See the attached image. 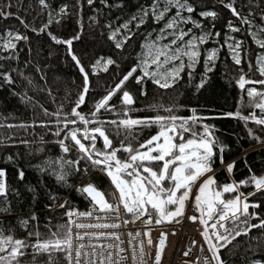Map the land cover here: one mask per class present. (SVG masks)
I'll return each instance as SVG.
<instances>
[{"label": "snow or ice", "instance_id": "obj_1", "mask_svg": "<svg viewBox=\"0 0 264 264\" xmlns=\"http://www.w3.org/2000/svg\"><path fill=\"white\" fill-rule=\"evenodd\" d=\"M96 2L86 0L90 7H95ZM198 2L203 5L199 10ZM38 3L42 9L50 7L48 0H38ZM99 3L109 10L126 7L124 0H99ZM79 4L80 0H77ZM11 7L9 0L7 8ZM220 9H226L234 18L228 19L224 25L223 43L219 39L221 31L216 30V23L221 19ZM13 15L10 10L0 8V19L7 20ZM67 15L68 6L62 5L58 12L50 11L46 22L32 31L47 33L55 44L66 45L67 55L78 68L83 84L70 113L64 112L63 104L54 113L45 108L44 115L53 116L55 120L41 121L39 126L49 127L54 123L56 130L52 135L59 138L56 143L62 153L75 150L79 155L75 160L66 159L63 155L57 159L49 158L37 167L42 173L54 175L56 181L63 184H67L70 174L87 173L91 169L109 179L111 191L105 192L91 181L76 186L75 191L90 205L89 210L83 212L70 207L68 201L58 202V197L50 192L49 199L53 203L46 207L65 209V222L55 229L49 225L45 235L38 229L28 230L30 223L38 219L33 213L19 221L27 231L24 238L17 237L11 227L0 226V264H41V257H46L44 264H60L61 257L64 264H149V261L162 264L167 240L165 232L160 233L153 257L150 230L127 232V247L124 246L123 234L117 230L136 221L146 226L161 225L179 223L184 217L202 226L199 234L206 248L201 246L200 250L205 254L196 258L199 264H225L221 250L228 249L238 237L248 236L254 229L264 230V215L259 211L261 204L250 199L264 194V175L251 173L240 181L218 183L215 179L217 158L228 173L233 172L236 162L225 164L223 153L228 146L216 136L213 125L204 123L209 118L197 115L195 109L191 110L192 115H178L175 104L149 105L148 109L154 115L134 116L133 113L140 109L135 107L136 98L127 90V85L134 80L140 86L141 96L147 94L144 88L146 81L168 90L183 79L182 74H187L191 81L197 65L203 61L205 71L195 85L199 90L208 82L207 73L214 70L221 50L226 48L230 59L239 68L236 84L249 98L248 106L259 110V115L256 111L243 115L239 110L225 115L243 120L245 124L251 121L264 126V90L246 87L264 86V79L254 80L249 76L254 67L259 76L264 77V0H259V3L247 0L243 4L240 0H215L211 8L206 0H151V3H139L138 0V7L122 23L112 20L104 25L108 29L107 39L122 51L141 28L149 22L153 27L144 36L136 63L115 78L116 82L105 89V94L94 103L88 115L78 109L87 102L91 75L99 71L108 72L112 66L118 65L112 57L101 56L86 66L73 50V42L81 38L82 32L62 39L49 30L52 24H61ZM257 16L260 23H257ZM15 18L25 28L30 27L23 18ZM91 19L99 23L97 18ZM77 23L79 25V21ZM236 33H246L260 49L255 54V65L248 60L249 50L244 46L245 41L234 35ZM21 40L26 41L28 37L13 30L0 33V51H11L13 55L8 58L14 59L16 42ZM210 42L218 46L204 47ZM245 60H248V72L242 67ZM0 80L9 85L15 83L8 72H0ZM118 95L119 110L112 103ZM104 112L117 118L101 119ZM108 125L116 130L117 136L123 137L118 145L109 134ZM3 126L27 129L33 125H0ZM153 127L157 128L155 134L139 139L144 129ZM249 135L264 144V140L251 129ZM99 140L103 142L102 148L97 147ZM3 143L4 140H0V145ZM21 143L26 145L28 141L22 140ZM120 153L126 156L121 158ZM7 159L11 161L12 157ZM81 161L86 164L83 169L80 168ZM17 178L24 181L22 169H18ZM242 186H251L254 190L244 193L240 191ZM27 191L32 193L33 199L36 198L35 187L29 186ZM10 193L16 198L21 196L18 190L9 187L7 171L0 167V215L12 211L8 207ZM189 203L194 205L198 215H187ZM141 237H146V241ZM192 244L196 246L198 242L194 240ZM191 252L189 248L183 255L190 257ZM27 257L31 258L30 261L26 260ZM185 264H196V261L189 259ZM250 264L262 262L253 259Z\"/></svg>", "mask_w": 264, "mask_h": 264}, {"label": "trees", "instance_id": "obj_2", "mask_svg": "<svg viewBox=\"0 0 264 264\" xmlns=\"http://www.w3.org/2000/svg\"><path fill=\"white\" fill-rule=\"evenodd\" d=\"M8 2L9 0H0V8L5 11L10 10L14 15L7 20L0 19V33L7 30L18 31L27 36L28 40L16 42L17 49L14 59L8 58L13 55L11 51H0V57H4L0 59V72H8L15 81L14 84L9 85L0 80V125L27 124L33 126L27 129L0 127V140H4V143L0 145V167H4L7 171L9 187L21 193L19 198L12 193L9 194L8 199L11 203L8 207H11L12 211L0 215V226L11 227L17 237L24 238L27 231L19 221L33 213L38 219L30 223L28 230L38 229L45 235H47L49 225L55 229L57 225L65 222V209L46 207L53 203L49 199L50 192L58 197V202L68 201L70 207L83 211L89 202L75 191L76 186L91 181L105 192L110 191L103 174L95 173L91 169L87 173L81 171L70 174L67 177V184L59 183L54 175L38 170L37 166H42L43 162L49 158L57 159L63 155L66 159L75 160L79 155L75 150L68 154L62 153L56 143L59 138L52 135V132L56 130L54 123L49 127H40L39 124L41 121L47 123L55 120L53 116L44 115L43 109L45 108L50 113H54L63 104L64 112H71L83 84V78L75 63L67 55L66 45H57L47 33L34 32L32 29L41 27L48 19L50 11L58 12L62 5H67L69 15L63 18L61 24H52L49 30L62 39H69L78 31L82 32L81 38L73 42V50L86 66H90L95 59L101 56L112 57L117 61L118 66H112L108 72L99 71L91 75V90L86 97L87 102L78 109L82 114L88 115L94 103L105 94V89L116 82L115 78L126 73L136 63L137 53L142 51L140 45L144 36L153 25L149 22L146 27L141 28L121 51L117 50L113 42L107 39L108 29L104 25L112 20H116L117 24L122 23L123 19H126L138 7V0H124L126 7L111 10L100 5L99 0L95 7L87 5L86 0H80L79 6L77 0H48L50 7L47 9H42L38 0H11V9L7 8ZM246 2L247 0H240L242 4ZM139 3H151V0H139ZM206 3L211 8L215 0H206ZM256 3H259V0H256ZM202 6L198 2V10ZM97 9L100 10L99 13ZM219 11L221 19L216 23V30L221 31L219 39L223 43L224 25L228 19L234 18L226 9ZM244 11L246 12L247 9L245 8ZM16 16L23 18L30 27L25 28L21 25L15 18ZM93 17L99 20L98 24L91 19ZM117 17L121 19L117 20ZM257 23H260L258 16ZM80 25L83 27L81 28ZM237 25H239L238 21ZM234 35L245 41L244 46L249 50L248 60L255 65V54L260 49L246 33ZM216 46L218 45L210 42L204 47ZM248 60H245L242 65L245 72H248ZM204 71L203 61H201L191 81L187 74H182L183 79L168 90L160 89L151 81H146L144 88L147 94L145 96L140 95V86L134 80L130 81L127 90L134 94L135 107L140 109L133 115H154L155 113L148 109L149 105L154 104L165 106L175 104L177 114L183 116L192 115L191 110L195 109L197 115L209 118L204 120V123L213 125L216 129V136L228 146L223 153L225 163L236 162L233 172L228 173L218 168L220 160L217 158L215 179L218 183L240 181L249 177L251 173L257 176L264 175V144L249 135V129H251L256 136L264 140V126L251 121L245 124L243 120L225 115L229 112L236 113L238 110L243 115H248L251 111H256L259 115V110L248 106L249 98L236 84L240 74L239 68L230 59L228 50L226 48L221 50L214 70L207 73L208 82L203 88L197 90L195 85L199 83ZM249 76L254 80L264 79L259 76L254 67ZM246 87H257L264 90V86L261 85ZM119 100V95L112 100V103L117 105V110L120 108ZM100 118L110 120L117 117L112 113L104 112ZM107 127L110 129L109 134L112 139L118 145L123 137L117 136L116 130L111 125ZM156 131L155 127L144 129L139 139L143 140L155 134ZM22 140L28 141V144L21 143ZM68 143L71 142L68 141ZM97 147H103L102 140L97 142ZM120 156L124 158L126 154L120 153ZM8 157H12V160L9 161ZM85 166V162L81 161L80 168L83 169ZM18 169L25 172L24 181L17 178ZM29 186L36 188L35 199L32 198V193L27 191ZM253 190L251 186L240 188V191L244 193ZM250 199L261 204L259 211L264 215V194H258ZM256 222L253 221V223ZM262 233L264 230L254 229L250 235L238 237L228 249L221 250L225 264H250L253 259L260 260L264 264V234ZM253 237H259V239H253ZM30 259V257L26 258L27 261ZM40 261L44 264L46 257H41ZM60 264H64L62 257Z\"/></svg>", "mask_w": 264, "mask_h": 264}, {"label": "built area", "instance_id": "obj_3", "mask_svg": "<svg viewBox=\"0 0 264 264\" xmlns=\"http://www.w3.org/2000/svg\"><path fill=\"white\" fill-rule=\"evenodd\" d=\"M219 166H221V168L227 172L226 167L224 165L220 163ZM94 172L98 173L96 171ZM89 208L90 205H88L83 211H88ZM193 214L198 215L194 208V205L192 203H189L187 206V215L190 216ZM127 218L130 219V217ZM137 230L141 232L150 230L151 239L153 241V257L155 254L156 245L158 244V238L160 236V233L165 232L167 234L166 246L164 248L162 256V264H185V261L189 259L196 261V264H199V261H197L196 258L205 254L202 253L200 250L201 246L206 248V245L203 244L202 237L199 234L202 228L198 222L194 223L191 220L187 219V217L181 218L179 223H164L161 225L152 224L146 226L140 221H136V223L134 224H129L126 227H122L117 231L123 234L122 238L125 240V247H127L128 240L127 232H135ZM141 239H144L146 241L147 238L141 237ZM194 240L198 242L196 246H193L192 244ZM189 248L192 249L191 255L190 257H185L183 253ZM149 264H151V261H149Z\"/></svg>", "mask_w": 264, "mask_h": 264}, {"label": "rangeland", "instance_id": "obj_4", "mask_svg": "<svg viewBox=\"0 0 264 264\" xmlns=\"http://www.w3.org/2000/svg\"><path fill=\"white\" fill-rule=\"evenodd\" d=\"M219 163H220V162H219ZM218 168H221V166H218ZM99 174H101V173H99ZM103 177H104V179L106 180V183H107V185H108V187H109V189H110V191H111V184H110L109 179H108L106 176H104V175H103Z\"/></svg>", "mask_w": 264, "mask_h": 264}, {"label": "water", "instance_id": "obj_5", "mask_svg": "<svg viewBox=\"0 0 264 264\" xmlns=\"http://www.w3.org/2000/svg\"><path fill=\"white\" fill-rule=\"evenodd\" d=\"M201 228H202V226H201Z\"/></svg>", "mask_w": 264, "mask_h": 264}]
</instances>
